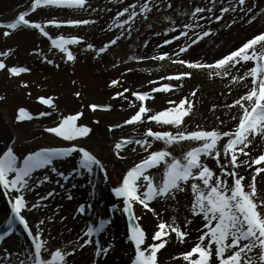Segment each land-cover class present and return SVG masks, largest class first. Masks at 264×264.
Returning <instances> with one entry per match:
<instances>
[{"label":"snow or ice","instance_id":"snow-or-ice-1","mask_svg":"<svg viewBox=\"0 0 264 264\" xmlns=\"http://www.w3.org/2000/svg\"><path fill=\"white\" fill-rule=\"evenodd\" d=\"M117 3L124 4L125 0H117ZM246 4L247 0H207L203 6L194 5L187 11L176 12L177 17H185L183 22H178L172 15H163L161 20L166 23H162L161 30L150 32L151 36L159 38L153 54L128 55L126 61L117 56L111 65L118 68L128 61L137 64L151 61L160 62V66L168 62L188 69L150 79L148 85L151 87L144 91L125 87L124 75L131 73L133 68H125L106 85L114 89L109 101L118 99L121 109H124L125 102L133 109L121 121L108 124L107 132L114 134L128 126L136 133L138 126H144L137 134L116 136L110 147V154L116 160H125L132 154L139 157L110 187V194L119 203L113 202L108 208L109 212L118 210L127 219L126 237L133 251L129 264H162V251L173 241L187 246L168 257L170 262L177 264H264V148L252 155L258 144H264V29L257 30L237 46L211 59L190 56L194 48L217 35L213 24L221 23L222 27L229 28L237 23L236 19L224 23L225 14L235 13L240 21L249 25L259 15H264V8L256 12L255 3L252 6ZM164 8L173 9L172 0H131L115 11L111 17L112 24L100 29L101 32L116 29L118 34L114 32L97 46L88 42L85 36L65 35L59 30L64 26L94 25L99 16L95 19H30V14L41 9L90 10L96 13L111 12V8L98 9L90 0H30L25 10L6 22H0V37L7 39L22 28L33 30L47 42L48 54L37 44L29 55L58 68L57 57L64 63L74 64L77 60V52L72 46H78L80 52H93V58H96L117 46L122 39H133V31H139L136 27L138 21L146 22V27L153 29L154 24L149 22L152 13H159ZM148 45L149 40L142 41V47L147 48ZM14 54L12 47L0 50V71L8 77H20L31 72L26 65L7 62ZM191 70L204 72L209 80L224 82L222 95H232L234 86L244 89L230 102L210 106L209 111L213 113L217 108L226 110L223 115L232 122L230 127L220 116L215 117L218 123L211 127L200 123L190 125L196 111L199 85L178 100H166L163 108L149 106L154 94L176 95L183 88L184 80L193 76ZM28 86L27 81H20V87ZM74 95L81 98L80 91ZM5 98L0 95V101ZM36 99L48 110L33 114L20 106L16 109L15 121L20 123L55 115L56 121L43 131L63 144L18 152L17 140L13 138L0 147V191L8 196L10 205V213L2 222L0 244L15 233L17 225L22 226L30 241L28 248L21 252L13 253L6 248L0 250V264L3 261L11 264L9 258L13 255L18 258L17 264H70V258L87 246L93 248L91 264H103L113 244H104L96 237L107 230L106 226L111 221L94 212L91 199L78 203L75 213L91 215L93 222H88L86 229L65 243H52L55 237L46 231V225L54 220V215L40 218L30 226L23 213L46 208L47 201L57 195V188L66 189V182L75 189L77 184L71 181L76 178H90L87 182L93 189L98 174L104 183L109 182L107 162L82 143L93 129L81 121L85 117V108L95 113L111 111L117 105L81 102L79 109L64 114L55 103L56 97L41 95ZM99 122L98 119L92 120L93 124ZM69 159L73 166L69 170H61L59 165ZM47 184L56 187L43 194L37 191ZM29 193H35L34 201L27 199ZM181 194L187 197L183 222L176 214L164 219L163 212L167 208L161 211L153 206L175 202L174 211H178ZM66 198L73 199L70 191ZM137 206L146 211L137 215ZM59 207L57 205V209ZM147 213L155 218L151 234L141 223ZM60 219L63 221L65 217ZM194 219H199L200 224L195 229L197 235L193 237L189 226ZM21 254L24 259H19Z\"/></svg>","mask_w":264,"mask_h":264},{"label":"rangeland","instance_id":"rangeland-1","mask_svg":"<svg viewBox=\"0 0 264 264\" xmlns=\"http://www.w3.org/2000/svg\"><path fill=\"white\" fill-rule=\"evenodd\" d=\"M113 1L114 0H103L102 1L103 4H101V6L105 4H109ZM128 2H131V0H125V4H121V5L125 6ZM194 2L197 3L196 5L203 6L204 4L207 3V0H172L173 9L175 11H173V9H167L165 10V13L162 14V16L172 15L174 18L178 20V22H183L185 17L183 16L177 17L176 12H179L181 10L187 11L192 6V3ZM90 3L92 4V6L95 5V4L93 5L94 3L93 1H91ZM258 4L263 5L264 0L259 1ZM95 7H97V5H95ZM52 10L54 9L38 10L37 13L44 14L42 17L35 18V15L33 13V14H30L29 18L30 19L45 18V14ZM64 10L67 11L69 14H71V18L91 19L90 16L94 14L90 10L89 11H79V12L72 10V9H64ZM156 14L158 13L155 11L152 13L149 22H152L154 24L153 29H158L157 31H159L162 27V23H166V22H162L160 16L157 17ZM6 21H2V22H6ZM136 27L139 29L138 32L135 30L133 31L136 34H139L141 32L142 34H144L143 32L147 31L148 29L146 27V22H143V21H138ZM141 29H143V31ZM20 31L23 33H30V35L32 36L25 37L18 44H13L11 42V45L9 47H12L15 49V54L13 55V57L12 56L9 57L7 59V62L9 64L19 63L22 65H26L29 68H31V72L22 74L20 77H8L5 72L0 71V95H3L6 97L4 100L0 101V147H3L4 145L8 144L9 141L13 139L11 136L13 135L11 124L15 121L14 116L16 113V109L18 107L20 106L26 107L33 114L41 110H48L46 106L41 105L36 99V97L41 96V95L56 97L57 99L55 100V103L57 104L58 109L64 114H68L70 112H74L75 110L79 109L81 102H83L84 104L93 103V102L95 103L111 102L114 105H117V107H115L117 110H120L121 109L119 107V104L121 103L120 100L117 99L114 101H109L110 95L108 96L107 93L106 94L101 93L102 91H108V93L111 94V92L114 91V89H109L106 86L107 82L111 78H115L120 73H123L125 68L134 69L131 73L125 74L127 77L137 72L140 73L144 71L141 69H147V66H148L147 64L150 62V61L140 62L139 64H137L135 61H128L127 63L120 64L118 68L111 67L112 63L115 62V59L117 56H119L122 60L126 61L128 55H138L137 49L134 45V41H133L134 37H133V39L131 40L122 39L118 43L117 46L111 48L105 54H102L101 56L96 57V58H93L94 57L93 52H80L78 46H72L74 51L77 52V60L75 61V63L74 64L71 62L64 63L63 61L59 60V58L57 57L56 62L60 65L57 68L54 65H48L46 63L41 62V60L35 55H29V52L32 49V47H34L37 44H39L40 47L44 49L45 53L48 54L46 52L47 50L46 41L43 40L41 37H39V35L31 29L22 28L20 29ZM104 32L105 33L104 35L101 36V38L97 37L92 43L99 46L102 41L106 40L114 32L118 34L116 29H113L112 32H108L107 30H105ZM41 42H44L45 44H42ZM2 49L4 48L0 47V50ZM151 54H153V52H149L147 55H151ZM178 70L183 71L187 69L179 67L177 69L171 70V72H175ZM61 72L64 73V76L63 78H58L57 73H61ZM144 72H147V71H144ZM163 73H167V71ZM20 81H27L29 86L27 88L20 87ZM72 81H76V83L73 84ZM163 82L164 81H161V83ZM65 86H66V91L64 92L59 91L61 87H65ZM127 87H131L132 89L141 90V91L148 89L146 87H141L137 85L136 86L129 85ZM91 89H95V92L101 95H97V97L95 95L93 96V98H91V94L87 95L88 93L87 90L90 92ZM76 91L81 92V98H77L74 95ZM29 93L31 95H29ZM154 96L157 97V94H154ZM180 97L181 96H171L168 99L178 100ZM165 106H166V103H164L163 105H160L158 109L163 108ZM84 111H85V117L82 119L81 122L88 123L92 127L93 132L90 134L89 138L82 141V143L86 144L90 149L92 150L94 149L93 151L100 158L104 159L107 162L109 182L107 184L106 183L104 184L106 186V190L110 192V187L114 186L117 183V181L121 177L122 173L126 170V168L128 166H131V164L135 162L139 157L136 154H132V155H129L127 159L122 160V161L114 159V157L110 154V147H111L112 139L107 137L108 132L106 130V126L110 123L121 121L133 110L127 111L126 115H123L116 119H113V118L101 119L98 115H96V112L93 113L87 108H85ZM53 117L56 118L55 115H53ZM202 118L203 117L200 115L198 116L197 112L195 111V115L192 117L190 121V125L192 123H200L206 127L213 126L212 125V122H214L213 119H202ZM40 119H36V120H40ZM93 119H98L100 121L99 124H93L92 123ZM47 126L46 124L42 126L36 132L35 137L32 139H17V136L16 137L14 136V138H16L17 140L16 150L20 152V151H24L25 149L37 150L39 147H42V146L62 145L63 144L62 141H59V140L54 141V138L52 136H50L48 133L43 131V129ZM156 146L159 147L160 145L157 144ZM256 149H257V146L253 149V152L254 151L256 152ZM176 151L178 153L179 149H177ZM209 164L211 166V161H209ZM97 177L100 178V174H98ZM83 188L91 192V194L95 190L93 189L92 185L89 184L88 182L86 186H83ZM37 191L43 194L46 191V185L42 186ZM0 193L4 195L2 191ZM4 197L6 198V199L4 198L6 200V205L2 209H0V214L2 215L6 213L7 214L10 213V205L8 204V196L4 195ZM27 199L30 201H34L35 193L31 195L27 194ZM178 199H179L178 211H174L176 209L175 202H170V204H165L164 207L162 206L159 209L163 211V209L167 208V211L163 212L164 219L167 220L169 219L170 215L176 214L178 220L180 222H183L184 217L186 215L187 197L181 194L178 197ZM110 203H112V200L106 201L105 206L110 205ZM45 209L46 208H44L43 210ZM41 213H42V210H32V211H26L23 214L26 216L28 220L34 221V219H37V218L40 219ZM136 213L137 215H139L137 211V207H136ZM149 214L151 215V216L149 215L150 216L149 226L148 228L146 227L145 228L147 229L149 234H151L153 230L155 218L152 216L151 213ZM117 215H118V219H120V221H123V223L119 221L120 223H122V235L116 236L115 231L108 230L106 239H104V241H101V242L104 244L111 242L113 244V247L109 251L107 257L104 260H107L108 262L113 263V264L116 260L117 261L121 260L123 261L121 264H129V258L133 255V251H132V245L129 241H127V237H126L127 219L118 210H117ZM85 217L87 218V216ZM143 218L141 220V223L143 222ZM199 224H200V220L194 219L193 223L189 226V231H191L193 237L197 235L195 228H197ZM0 228H3L2 225H0ZM15 238H17L20 241V244H18L19 246L12 244L9 248L7 247L8 244L7 245L1 244L0 250L6 248L10 252L17 253V252H21L22 249L28 248L30 241H29V238L27 237V234L23 231L22 226H18L15 233L12 236L10 235L8 237L10 241ZM185 247L187 246L186 245L182 246L179 243L173 241L171 244H169L166 247L165 250L162 251V256H161L162 264H177V262H170L168 257L170 255H174L175 253L181 251ZM0 258H2V252H0ZM19 259H24L23 254L19 256ZM9 260L11 264H17L18 258L16 255H13L9 258ZM3 264H9V261H3Z\"/></svg>","mask_w":264,"mask_h":264},{"label":"bare ground","instance_id":"bare-ground-1","mask_svg":"<svg viewBox=\"0 0 264 264\" xmlns=\"http://www.w3.org/2000/svg\"><path fill=\"white\" fill-rule=\"evenodd\" d=\"M93 1V5H97L96 8H111V12H96L92 16H90L91 19H95L97 16H99V19L96 24L94 25H87V26H81L79 28H73L70 26H64L59 31H62L65 35L68 34H78L81 36H85L87 38L88 42H93L97 37L101 38L102 35H104L105 32H101L100 29L102 27H105L107 25H110L113 23L111 17L114 15L115 11L118 10V8L123 7V5L118 4L117 0H114L113 2L109 4H105L101 6L103 0H90V2ZM259 1L261 0H247L246 6H252L253 3H255L256 8L254 11L259 12V9L264 8L263 5H259ZM125 4V3H124ZM197 3H192V6L196 5ZM30 5V0H1L0 2V22L10 20L14 18L19 11L25 10L26 7ZM95 5L93 7H95ZM191 6V7H192ZM165 10L167 8L162 9L160 14H156L157 17H162V14L165 13ZM35 18L42 17L44 14L41 13H34ZM55 17L57 19H68L71 18V14H69L64 9H54L48 13L45 14V18H51ZM230 19H236L237 23L233 24L229 28L222 27L221 23H216L213 25V28L217 31V35L213 38H211L210 41H206L205 43H202L199 45V47L194 48L190 52V56L192 58H203V59H211L213 56H217L222 52H225L226 50H229L235 46H237L239 43H241L245 38L249 37L251 34L255 33L259 29H264V15H259L258 19L254 21L251 25L244 24L242 21H240L239 17L235 13L225 14L224 17V23H227L230 21ZM185 20V19H184ZM144 29V28H143ZM143 29H141L143 31ZM157 31L158 29H147V31H144L142 34H136L133 32V41L134 45L137 49L138 55H145L149 52L156 51L155 44L159 38L151 36V31ZM161 30V29H160ZM107 34V33H106ZM32 36L30 33H23L20 30H17L13 35H11L9 38L4 39L3 37H0V47L6 48L11 45V42L13 44H18L22 39L25 37ZM149 40V45L147 48L142 47V41L143 40ZM42 44H45L44 42H41ZM47 44V42H46ZM43 49V48H42ZM47 49V46H46ZM44 50V49H43ZM167 50V47L165 48ZM47 52V50H46ZM13 57V56H12ZM12 59V58H11ZM147 69H150L151 71L147 72H140L131 74L129 77L124 75L125 79V86L134 85V86H144L146 88H150L151 85H148V80L152 79L155 80L156 76L160 75H166L171 72L173 69H177L180 66L173 65L168 62H164L162 66H160V62H149L147 64ZM188 70V69H187ZM167 71V73H163ZM193 71V76L191 78H186L183 83V88L176 93V95H165L163 93H157V97L155 99L149 101V106L153 109H158L160 105H163L166 100H168L171 96H182L187 95L190 90L197 85H199V92L197 95V104H196V112L197 115L202 116V119H213L214 122H212V125H216L218 122L216 121L215 117L220 116L221 119L226 121V126L230 127L232 122L227 119L223 115V112L226 111L225 109L217 108L215 113L209 111L210 106L212 104H223L225 102H230L233 96L242 93L244 91L241 87L234 86V91L232 95H222L221 93L225 91L224 89V82H222L219 79L215 80H209L205 73L202 71ZM144 72V73H143ZM150 72V73H149ZM159 74V75H158ZM58 78H63L64 73H57ZM172 83H175V81H172ZM59 91H66V86L61 87ZM144 91V90H143ZM87 95L91 94V98L96 95H101L99 93L95 92V89H91L89 92L87 90ZM102 94H108V91H102ZM86 95V94H85ZM127 95V94H126ZM133 110L132 108L127 107V102H125L124 109L117 110L116 108L112 109L111 111H97L96 115H98L101 119L105 118H113L116 119L118 117H121L123 115L127 114V111ZM235 111V109H233ZM54 119V120H53ZM56 118L48 117V118H41L40 120L33 119L32 121H24L17 123L14 121L11 124V129L13 135L17 136V139H32L35 137L36 132L46 124L51 126L56 120ZM214 123V124H213ZM143 126H138L136 133H133V130L131 127L125 126L121 131L115 132L114 134H107L108 138L114 139L116 136L123 134H129L134 135L139 133L142 130ZM10 136V138H11ZM262 148H264V144H258L256 152L252 155H255L258 151H260ZM94 150V149H93ZM73 166V161L69 159L67 162L59 165L61 170H69ZM88 177L83 178H76L75 180H72V183L77 184V187L75 189H72L70 185L66 182V189H59L57 188V195L53 198H50L47 201V207L45 210H42V213L40 214V218H43L45 216H55L54 220L49 222L46 225V231L50 232L52 237H55L54 241H51L54 244H60L65 243L68 239L74 238L77 234L81 232V230L86 229V225L88 222H93V216L87 215V218L85 216L79 215L75 213V208L77 207L78 203L84 202L85 200L91 199L93 201V209L94 212L99 214L100 216L107 218L111 221V224L106 226L107 230L99 235V238L101 241H104L106 239V235L108 230L115 231L116 236L122 235V223L123 221H120L118 219L117 211L115 212H109L108 206H105L106 201L112 200L113 202L118 201L115 200V198L110 194L109 191L106 190V186L104 182L97 177L95 183L96 187L94 192L91 194V192L85 190L83 186L87 185ZM56 187L54 184H47L46 190ZM70 191L73 195L72 200H68L66 198L67 192ZM1 192V191H0ZM33 193H29L31 195ZM0 209L5 207L6 205V198L2 193H0ZM5 198V199H4ZM111 204V203H110ZM170 204V203H167ZM57 205H60L59 209H57ZM158 210L163 206H165L164 202H161L160 204H154ZM138 214L140 215L142 211L140 206H137ZM7 213L2 215L0 214V225H2V222L7 217ZM150 214L147 213V215H144L143 217V226L148 228L149 222H150ZM63 216L65 219L61 221L60 217ZM34 219V218H32ZM39 219V218H37ZM37 219H34V221H30V226L34 225ZM122 223H120V222ZM19 225H17L18 227ZM199 226V225H198ZM197 226V227H198ZM196 229V228H195ZM13 235V234H12ZM11 235V236H12ZM3 245H7V247L10 248V246L18 245L20 244V241L15 238L10 241V239L6 238V240L2 243ZM1 245V244H0ZM19 246V245H18ZM17 247V246H16ZM13 248V247H12ZM119 251V249H118ZM93 257V248L91 246H87L85 249L78 252L74 257L70 258V264H91V260ZM123 261L116 260L114 264H121ZM103 264H113L108 262L107 260L103 261Z\"/></svg>","mask_w":264,"mask_h":264},{"label":"water","instance_id":"water-1","mask_svg":"<svg viewBox=\"0 0 264 264\" xmlns=\"http://www.w3.org/2000/svg\"><path fill=\"white\" fill-rule=\"evenodd\" d=\"M0 230H2V229H0Z\"/></svg>","mask_w":264,"mask_h":264}]
</instances>
